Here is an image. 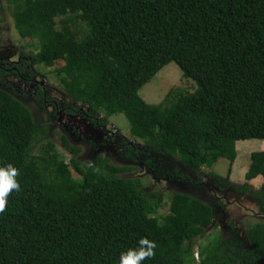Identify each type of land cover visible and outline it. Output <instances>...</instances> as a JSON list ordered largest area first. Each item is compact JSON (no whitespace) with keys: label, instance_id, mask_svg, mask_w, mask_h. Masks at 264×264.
Returning a JSON list of instances; mask_svg holds the SVG:
<instances>
[{"label":"trees","instance_id":"16d2710c","mask_svg":"<svg viewBox=\"0 0 264 264\" xmlns=\"http://www.w3.org/2000/svg\"><path fill=\"white\" fill-rule=\"evenodd\" d=\"M7 1L25 41L21 48L32 52L11 68L17 79L29 85L48 75L35 66L52 68L65 107L73 108V101L105 120L127 118L130 135L145 145L125 141L126 160L144 154L141 164L163 181L197 186L182 167L249 192L260 218L245 240L218 237L201 246L197 262L194 241L212 223L211 205L174 193L165 224L151 227L158 193L125 177L131 167L101 156L82 163L80 149L61 135L72 154L66 163L52 129L23 96L42 110L50 98L39 87L37 94L17 92L0 68V167L16 168L19 185L0 212V264H120V254L137 248L141 238L155 247L139 264H264V150L251 154L244 183L230 179L237 143L264 140V0ZM58 61L63 65L55 68ZM170 63L197 88L149 104L140 90ZM163 155L178 165L159 170ZM221 159L231 165L226 176L202 172ZM260 175L262 185L253 189L250 182Z\"/></svg>","mask_w":264,"mask_h":264},{"label":"rangeland","instance_id":"374dc122","mask_svg":"<svg viewBox=\"0 0 264 264\" xmlns=\"http://www.w3.org/2000/svg\"><path fill=\"white\" fill-rule=\"evenodd\" d=\"M13 11L14 7L8 3L7 0H0V59H5L10 51H15L16 53L11 56V59L18 61L20 54H31L32 52L30 53L29 49L21 48V45L25 41L15 29ZM61 65H63V62L58 61L54 67L58 68ZM35 67V71L40 72L44 75V77L45 74H48L46 76L47 78L39 77L40 81H38L40 86L47 83L52 86V90H50L48 94L46 93V97L49 96L50 98L57 99L58 102L62 100L63 96L60 91H63V89L59 85L57 78L52 74V68L48 69L43 66ZM7 79L9 81L8 84H15L19 82L15 76H8ZM195 88H197V86L194 81L185 77L175 63H170L140 90L139 95L149 104L158 105L166 101L167 97L172 92L173 94L184 91L190 92ZM17 89L20 91L22 90V92H28L30 90L28 86L21 84ZM23 97L29 100L26 101V105L31 110L32 114L35 117H38V119L43 121L45 124H48V126L52 129L54 134V139H52V141L56 146L58 154L66 163L70 162L72 154L62 146L60 139L61 135L65 136L69 140L70 144L80 149L77 157L82 163L88 164L90 162H94L98 159L97 157L101 156L102 158H105L107 162L116 166L131 167L132 171L125 173V177L139 180L141 188L148 192L158 193V197L160 196L158 200V208L150 218L151 227L154 228L165 224L167 215L170 212L171 197L174 193H187L192 197H197L211 205L214 210L212 223L206 227L203 237H198V239L194 241V256L197 262L199 261V250L201 246L208 245L212 242L213 238L218 237H220L221 241L224 242H227V240L232 236L233 241L237 237L245 240L249 230L248 228L252 224H255V221L260 218L258 205L249 192L241 194V192L236 193L234 190H228L225 193H222L208 184L206 186V183H208L206 175L200 176L190 174L182 167L180 168L182 172H185L186 174L188 173L191 178L198 181L197 186H191L187 182H182L176 179L163 181L155 178L158 174L153 173L146 166L141 164L145 158L144 154H140L141 158L136 156L133 160H126L123 157L126 145L122 148L119 143L123 142L125 139L135 147L139 146L141 148L144 147L145 144L141 139H134L133 136L130 135L129 122L123 114L114 115L106 120V122H108L106 126L108 130L110 129V135L113 137V143L108 141L103 142L99 148L95 139L96 137L103 136L101 130L90 129L91 127L89 124H82L79 128H77L76 125L70 126L77 128L79 133H75L71 130L65 131L63 129V123L59 120L60 117L58 115L54 116L50 112L52 107H47L45 110H42L36 105L33 99L28 97L27 94ZM69 103H73V105L76 106V110H83L88 113L90 112L88 107L85 105L77 104L73 101H70ZM80 130L88 134L89 137L82 135ZM71 135H74L76 140L72 139ZM81 137L88 138V141ZM104 145H107L109 148L106 150L103 148ZM235 149L236 158L232 166L228 160L221 159L213 166V168L205 166L202 169V172L209 173L210 171H214L225 176L231 166V181L237 184L244 183L246 181L245 174L250 164V156L253 152H261L264 150V140L253 139L239 141ZM95 150L97 152H95ZM159 164L160 166L157 167L159 170L173 169L174 166L178 165L175 157L165 155L161 156ZM77 177L78 175L76 174V178ZM260 177L262 176L260 175L256 178V180L250 182L253 189L261 187L263 181ZM215 195L220 197L224 196L227 200L219 201L222 199L221 198L216 202L213 198ZM250 198H252V200Z\"/></svg>","mask_w":264,"mask_h":264},{"label":"flooded vegetation","instance_id":"af4514ba","mask_svg":"<svg viewBox=\"0 0 264 264\" xmlns=\"http://www.w3.org/2000/svg\"><path fill=\"white\" fill-rule=\"evenodd\" d=\"M15 53H16L15 51H10L5 59H0V68L4 69L6 71V73H7L6 76H5L6 83L9 82L8 79H7L8 76H14L13 73H11V71H12L11 68L15 69V67H13V65L15 63L21 61V59H22V54H20L18 61L12 60L11 56L15 55ZM39 77H40V75L35 77V79H32L31 80V84H29V85L27 84V79H24V78L18 79L19 82L15 83L13 85L14 86L16 85L17 86V87L15 86L16 88H18V86L20 84L24 85V86L26 85L30 89L31 88L34 89V93L35 94H37V90H38V87H39V89H42L43 91H45V97H46V93L48 94V92H50V91L47 92L46 85H43V86L39 85V83H38V81H40ZM18 91H20V90H18ZM46 98H50V97L48 96ZM45 102L47 103L46 104V108L47 107H52L50 112L54 116L58 115L60 117L59 120L63 123V129L65 131L71 130V131H73L75 133H79L77 128L82 126V124H89V126L91 127L90 129H99V130H101V133L103 134L102 137L101 136L100 137H96V139H95V142L97 143L99 148L102 145L101 143H103V142H107L108 141L110 143H113V137L110 135V129L108 130L107 126L105 124H103L102 121H101L103 117H101V119H100L99 117L95 116L94 113L91 114V113H87V112H85L83 110H76L75 107H73V108L65 107L63 99L58 102L56 99L50 98L49 100L48 99L45 100ZM72 125H76L77 128L70 127ZM80 132H81L82 135H85L86 137H89L88 134H86L82 130H80ZM71 138L75 139L74 135H71ZM81 138H83L84 140L88 141V138H84V137H81ZM89 143H91V142H89ZM119 145L122 148H124V146H125L124 142L119 143ZM103 148H105L107 150L109 147L107 145H104ZM96 150H95V152H97ZM207 179H208V183H206V186L208 184L211 187L215 188L217 191H220L222 193H225L228 190H230V191L234 190L236 193L237 192H241V194H245L243 191H239L238 189H236L234 187H226V186H224L222 184L216 185V183L212 179H209V178H207ZM251 190H252V188H251ZM213 198L215 199L216 202L219 199H221V198L222 199L219 200V201H223V200L226 201L227 200V199H225L224 196L220 197V196L215 195ZM250 199L252 200V198H250ZM254 199H255V202L258 205L257 199L256 198H254Z\"/></svg>","mask_w":264,"mask_h":264},{"label":"clouds","instance_id":"9594fccd","mask_svg":"<svg viewBox=\"0 0 264 264\" xmlns=\"http://www.w3.org/2000/svg\"><path fill=\"white\" fill-rule=\"evenodd\" d=\"M74 107L76 106L74 105ZM88 110L90 109L88 108ZM89 113L91 114L94 113L95 116L99 117L100 119L101 117H103L101 121L105 120L104 114L102 113H97L96 111L94 112L92 109L90 110ZM106 124H108V122H106L105 125ZM125 141L127 140L124 139L123 142L125 143ZM136 147H139V146H136ZM16 175H17V169L14 168L11 164L6 165L5 167H0V212L4 210V207L6 204V196L9 193V191L12 189H17V190L19 189V185L17 181L14 179ZM138 245L139 246L137 248L129 249L126 252H122L120 254V258H119L120 264H139V262L142 261L146 256L151 257L153 255L152 249L155 247L153 242H150L146 238H141L138 241Z\"/></svg>","mask_w":264,"mask_h":264}]
</instances>
